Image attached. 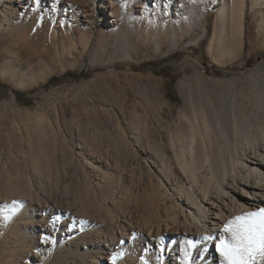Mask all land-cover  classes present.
<instances>
[{
    "label": "rangeland",
    "instance_id": "obj_1",
    "mask_svg": "<svg viewBox=\"0 0 264 264\" xmlns=\"http://www.w3.org/2000/svg\"><path fill=\"white\" fill-rule=\"evenodd\" d=\"M100 1L32 0L27 14L22 2L0 0V264L77 257L90 226L69 232L67 209L48 198L102 215L117 188L146 172L144 146L171 155V139L200 124L191 103L216 104L221 85L264 79V0H245L240 56L209 43L217 0L196 3L204 23L174 43L140 18L138 2L113 0L117 17L107 23ZM45 204L41 249L32 241Z\"/></svg>",
    "mask_w": 264,
    "mask_h": 264
},
{
    "label": "bare ground",
    "instance_id": "obj_2",
    "mask_svg": "<svg viewBox=\"0 0 264 264\" xmlns=\"http://www.w3.org/2000/svg\"><path fill=\"white\" fill-rule=\"evenodd\" d=\"M15 1L22 2L24 11L32 14V0ZM259 1L251 0L255 7ZM127 2H138L140 18H152L156 29L163 27L173 43L204 23L195 6L203 0ZM244 4L245 0H217L214 4L209 43L217 41L221 51L233 56L243 53ZM117 6L113 0L100 1L105 22L115 21ZM252 80L242 89H237L236 82L221 85L222 99L216 104L207 102L198 109L191 103L192 117L200 124L191 125L190 135L178 134L176 142L171 139V155L168 148L160 151L156 146L158 150L153 151L151 145L144 146L146 172L137 184L117 188L118 198L100 210L102 215L94 207H82V203L78 207L48 198L46 204L67 209L69 232L90 226L83 252L57 263L113 264L111 258H117V253L121 264H141V257L147 264H181L187 251L189 264H220L215 242L220 235H227L222 233L224 224L236 215L264 208V91H257L264 88V79ZM166 106L164 102L157 105L158 109ZM46 204L38 208L40 216L35 224L40 233L32 241L37 240L41 249L49 244L44 238L50 225L42 216L51 207ZM204 236L212 239L204 240ZM189 240L195 245L192 249L187 246ZM33 255L38 254L34 251ZM253 264H264V258L258 256Z\"/></svg>",
    "mask_w": 264,
    "mask_h": 264
},
{
    "label": "snow or ice",
    "instance_id": "obj_3",
    "mask_svg": "<svg viewBox=\"0 0 264 264\" xmlns=\"http://www.w3.org/2000/svg\"><path fill=\"white\" fill-rule=\"evenodd\" d=\"M5 216V219H8ZM222 233L215 242V250L219 254L220 264H253L259 256L264 258V208L236 215L224 224ZM44 239H47L45 237ZM211 240V236L202 237ZM189 249L195 247L193 241H187ZM190 253H184L181 264H189ZM115 261L116 257L111 258ZM141 264L147 261L141 257Z\"/></svg>",
    "mask_w": 264,
    "mask_h": 264
},
{
    "label": "trees",
    "instance_id": "obj_4",
    "mask_svg": "<svg viewBox=\"0 0 264 264\" xmlns=\"http://www.w3.org/2000/svg\"><path fill=\"white\" fill-rule=\"evenodd\" d=\"M53 79H54V77H51V78L49 79V81H51V80H53ZM14 93H15V95H16L18 98L21 97V94H20L19 91H14Z\"/></svg>",
    "mask_w": 264,
    "mask_h": 264
},
{
    "label": "crops",
    "instance_id": "obj_5",
    "mask_svg": "<svg viewBox=\"0 0 264 264\" xmlns=\"http://www.w3.org/2000/svg\"><path fill=\"white\" fill-rule=\"evenodd\" d=\"M245 5V4H244ZM243 9H244V7H243ZM244 12V11H243ZM242 40H244V37H243V35H242ZM242 50H243V48H242ZM244 51V50H243ZM223 54H227L226 52H224ZM243 53H240V54H238V55H236V56H240V55H242Z\"/></svg>",
    "mask_w": 264,
    "mask_h": 264
}]
</instances>
